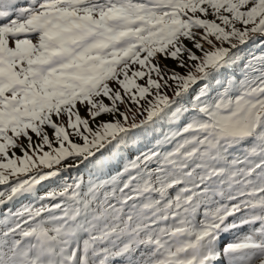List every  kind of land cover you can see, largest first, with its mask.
<instances>
[{
    "label": "snow or ice",
    "instance_id": "obj_1",
    "mask_svg": "<svg viewBox=\"0 0 264 264\" xmlns=\"http://www.w3.org/2000/svg\"><path fill=\"white\" fill-rule=\"evenodd\" d=\"M0 264H264V0H0Z\"/></svg>",
    "mask_w": 264,
    "mask_h": 264
}]
</instances>
